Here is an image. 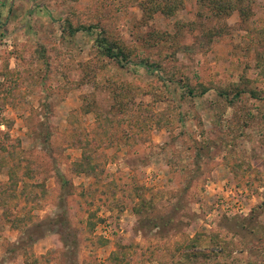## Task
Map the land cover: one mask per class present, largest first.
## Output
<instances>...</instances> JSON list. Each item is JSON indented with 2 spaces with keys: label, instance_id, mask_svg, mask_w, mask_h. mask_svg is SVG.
Here are the masks:
<instances>
[{
  "label": "rangeland",
  "instance_id": "rangeland-1",
  "mask_svg": "<svg viewBox=\"0 0 264 264\" xmlns=\"http://www.w3.org/2000/svg\"><path fill=\"white\" fill-rule=\"evenodd\" d=\"M145 1L0 0V264H177L192 240L264 264V0ZM100 32L163 73L101 58Z\"/></svg>",
  "mask_w": 264,
  "mask_h": 264
},
{
  "label": "trees",
  "instance_id": "trees-1",
  "mask_svg": "<svg viewBox=\"0 0 264 264\" xmlns=\"http://www.w3.org/2000/svg\"><path fill=\"white\" fill-rule=\"evenodd\" d=\"M188 0H146L144 3L141 2L139 5L142 8L144 16L147 19L152 18L154 15L158 13H162L167 17H173L178 12L183 11L186 7V2ZM197 3L200 8L199 17L200 18H223L231 16L234 13H239L240 17L243 20L249 19L253 12L251 8L248 6L251 3L250 0H197ZM67 27L69 34L74 36L77 33L83 31L86 33H93L96 31L95 26H88V27H77L75 28L74 25L70 22H67ZM104 32H100L97 35L95 40V47L100 54L101 58H107L111 61L116 62L122 68L127 67L128 65H138L144 67L147 72L154 73V71H159V73H163L162 66L157 63H152L149 60H142L140 63L134 62L130 56L129 52H126V49L123 46L116 45L114 42L110 41L108 37L105 35ZM160 79L168 86L167 83L175 82L173 80L166 81L160 77ZM172 79V78H171ZM187 89V95L192 98L203 97L208 90L204 87L201 89L200 93L196 92V89L192 88L191 86H184ZM243 95V92H237L233 99L230 100V103H234V100L239 99ZM256 95V94H252ZM220 96L225 98L228 101V94L225 92H220ZM116 99V98H115ZM117 100V99H116ZM120 101V100H119ZM118 102V101H117ZM121 112L124 111V107H122ZM82 167V166H80ZM93 169V168H91ZM83 170V169H82ZM59 177V181L62 185L63 189L69 185V181L67 180L66 176H64L61 172L57 173V178ZM140 206L144 207L147 202L143 197L139 199ZM135 209V212L139 215H143L145 212L143 208ZM63 218L64 215H63ZM65 219H63L64 221ZM192 240L191 244L189 245V251L184 252L183 256L180 257L177 261V264H207V261L210 259L212 260L214 257L216 258H226V248L223 246L220 247L219 251L216 249H207L206 252L197 251L195 249V242ZM198 246H196L197 248ZM116 255V254H114ZM216 264H227L223 262H217Z\"/></svg>",
  "mask_w": 264,
  "mask_h": 264
}]
</instances>
